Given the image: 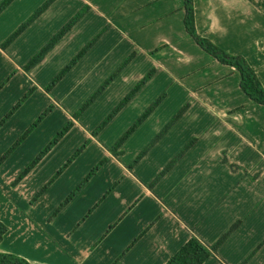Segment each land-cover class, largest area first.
<instances>
[{"label": "crops", "instance_id": "crops-1", "mask_svg": "<svg viewBox=\"0 0 264 264\" xmlns=\"http://www.w3.org/2000/svg\"><path fill=\"white\" fill-rule=\"evenodd\" d=\"M36 6L16 0L0 16L8 19L3 26L8 37L17 25L8 24L10 17ZM86 7L88 13L75 28L108 30L94 52L114 50L121 62L137 55L119 83L103 96L121 86L117 96L126 97L151 67L158 68L159 79L168 78V108H157L115 153L116 143L151 105L150 101L140 108L138 103L151 93L147 85L94 135L93 128L102 122L91 128L83 124L39 83L45 68L71 54L75 28L42 63L30 72L24 70L44 46L40 34L44 18L66 8L76 15ZM195 8L199 34L230 54L245 57L264 85V0H195ZM45 13L9 48L2 49L7 36L0 37L2 79H10L0 92V122L35 89L73 123L56 145L71 146L63 149L65 156L47 163L53 148L16 184L54 136L43 138L41 125L35 130L37 137L32 133L0 167V222L8 227L0 251L31 264H166L190 239L212 247L238 225L206 264H264V107L244 94L234 68L220 64L189 36L183 0H57ZM108 55L96 60L87 56L80 62L87 81L94 75L92 65L101 66ZM16 82L18 96L1 98ZM187 103V114L135 163ZM19 112L0 128V160L31 127L28 121L13 122ZM83 139L91 143L93 157L81 163L74 153Z\"/></svg>", "mask_w": 264, "mask_h": 264}, {"label": "rangeland", "instance_id": "rangeland-1", "mask_svg": "<svg viewBox=\"0 0 264 264\" xmlns=\"http://www.w3.org/2000/svg\"><path fill=\"white\" fill-rule=\"evenodd\" d=\"M45 1H47V0H32V1L27 0V2H29L31 4V6H32V4H37L36 8L34 10H31L30 12H28V11L27 12L26 11L25 12H19V15H17L16 18L15 17H10L11 21H9L8 24L11 25V26L17 24L13 28L14 30H17L21 26V23H22L20 20H23L24 18H27V17L33 15L34 14L33 12L38 7L40 8L44 4ZM28 9H26V10H28ZM47 12L45 14H47ZM75 13L76 12H70V10L68 8H66L64 10H60L59 9L56 12H53L51 15L49 14L48 17L44 18V20L41 22V25L43 24V26H41V27H43V32H42V30L40 32L41 35L44 34L43 35L44 39H45V42L43 44L44 46L47 43V41L54 34H56L64 25H66L75 16ZM53 14H54V16H52ZM7 20L8 19H6V18H2L0 20V37L6 35L7 36L6 38H8L9 31L8 30H4V28H3V26L5 25V21H7ZM15 20H17L19 22L16 23ZM91 31L92 30L86 31L84 26H79L77 29L76 28L74 29V31H73V35L74 36H72L73 37L72 46H71V48L69 47L70 49L68 50V52L71 51V54H66L65 55V58H66L65 61L57 62L56 66L53 64V65H51L50 69H49V67L45 68L43 73H45V72H47V73H45V75L43 77H42V75H39V83L41 84V87L43 89H46V87L55 79V77L59 74V72L64 67H66L75 58L74 56L77 53H79L81 50L86 48V46H88V44L93 42L94 39L97 38V36L99 35L100 39L93 45V47L91 49H89L87 51L86 55L84 56V58L80 62L84 61V59H86L87 56L93 51V48H95V46L98 44V42L103 37L106 36V33H107L108 30L107 29H104V30H101V31L99 30L96 33H92ZM100 34H102V35H100ZM74 37H75V39H74ZM42 48H40V49H42ZM106 52L109 53V55L107 56L108 58H107V61H105V63H103L99 67H97L96 65H92V68L94 70V75L92 77V80L87 81L86 78H84L85 65L84 64H80V62H79L75 67H77L79 64L80 65L76 69L74 67L73 70L71 72H69L66 75V77L59 84H57V86L54 87L52 89V91L49 93V95H51L53 97V100L55 102L60 104L62 107H66L69 112H71V113L73 112L72 116L73 117L76 116L78 118V120L82 121V123L87 125V126H90L91 124H93L96 127L97 124H99L101 122L103 123L113 113L114 109L125 98V97H122L123 98L122 99V98H119L117 96L116 89H120L121 86L117 87L115 90H112L113 92L109 93V95H106V97L103 96V94H105L110 87H112L114 85H117L119 83V79L122 77L124 71L129 68V66L135 60V58L137 56L135 53L131 54L130 56L134 55V58L132 59V61L128 65L125 66L124 70L121 71V73L119 75H117V78L114 81L111 82L110 86L101 95H99V96L96 95L95 96V94L97 93L99 88L111 76H113V74L130 57V56H128L125 60H123L121 62L118 59V56L116 55V51H114V50H109V51L97 50V51H95L93 53V56H88V58L92 59V60H96L98 58H101L100 55H102V54H104ZM2 68L3 67L0 64V92H1L2 86H6V85L8 86L9 83H10V79H8L7 77L4 80L2 79V78H4L2 76V74H1L2 73ZM153 70L155 71V73H154L153 77L146 84L147 85V88H146L147 92H151L153 94L152 95H151V93L149 95L145 94L144 96H142L141 99L138 100V103L141 106L140 108H144L143 106H145L146 104H148V102L151 101V105L145 111H142L143 114L152 106V104H154L158 100H160L159 107L162 106V105H165L168 108V78L163 77L162 80H161L158 77H156V75L158 74V68L157 67H155V68L151 67L149 69V71L146 73V75L151 73ZM155 77H156L157 81L154 84H151L152 83L151 81ZM98 80H99V82H98ZM137 84L134 87H132L131 91L137 86ZM123 85H125V87H126L125 83ZM146 85L142 88V90L145 89ZM16 89H17V82L11 88V90L7 89L5 91V93L1 96V98L4 99L7 96H13V97L18 96L19 93L16 92L17 91ZM29 92L30 91H28L26 94H24V96L20 99V101L13 107V109H14L20 102H23L22 105L19 106L20 108H17L16 113L19 112V111L20 112H19L18 115H15L16 117H15L13 122L28 121V122H30L31 127L34 126L35 124H38L39 126L44 125L43 126L44 127L43 128L44 129V137L43 138H45V137L51 135L52 133H54V136H52V139L48 143V145H49L50 142H52L55 138H57L59 133L65 127L68 126V124L70 123V120H66L65 119V115L62 112H60V110H57L54 107L53 104H49L48 100H47V98L45 96H43L41 94H37L36 90L33 93H31L27 99H25V96L27 94H29ZM140 92L141 91H139L138 93H140ZM91 99H92V101H90ZM89 101H90V106L88 108H86L85 104L88 103ZM129 104H127V105H129ZM187 105H190V103L185 104L183 106V108L185 106H187ZM126 106L124 108H126ZM83 107L85 108L84 110H82ZM110 108H112V109H110ZM183 108H181L179 110V112ZM54 109H55V111H54ZM49 110L54 111L53 114ZM179 112L175 113V115H174L172 120H174L175 117H177ZM187 112H188V109L181 116V118L179 120H181L187 114ZM45 113H46V115H44ZM143 114H141V115H139L137 117V120L135 121V123L143 116ZM152 115H150V117ZM116 117H117V115H116ZM116 117L112 121H114L116 119ZM40 118H42V120L39 122L38 120ZM179 120L176 123H178ZM108 125L105 128H107ZM38 127H35L32 133H34L35 130ZM91 127H92V125L90 126V128ZM57 130H59V131H57ZM93 130H94V133H95L97 129L93 128ZM93 130H92V132H93ZM163 132H164V130L162 131L161 134H163ZM32 133H30L27 136V138L30 137L32 135ZM40 133L41 132H39V134ZM164 136H165V133H164V135L162 137H164ZM34 137H37V132H35ZM62 139H61V141H62ZM78 140H81V137L79 135H78ZM83 140L84 141H82V143L80 145H78L77 150L74 153L75 155H77V157H76L77 160L76 161H79L81 159L80 160L81 163H84L86 161L87 157H91V158L93 157V153L89 154V150L92 148V147H90L91 143L87 139H83ZM77 144H79V142H77ZM70 146L71 145L68 142L63 143L62 145L58 146V148L56 146H54L53 150L55 152L50 154L51 158L48 160L47 163L55 162L58 156H62V157L65 156V153H67V151H63V149L65 150L67 148H70ZM85 148H88V149L86 150ZM151 148L149 146L147 148V150L148 149L150 150ZM82 149H83V151L80 153V150H82ZM84 150H86L87 152L84 151ZM85 152H86L87 155L83 156ZM91 152H93V149H91ZM4 163L5 162H2L0 164V167Z\"/></svg>", "mask_w": 264, "mask_h": 264}, {"label": "trees", "instance_id": "trees-1", "mask_svg": "<svg viewBox=\"0 0 264 264\" xmlns=\"http://www.w3.org/2000/svg\"><path fill=\"white\" fill-rule=\"evenodd\" d=\"M16 0H4L0 4V15H2ZM57 0H47L44 4L38 8L33 15H31L27 20H25L21 26L15 30L4 43L1 45L2 49L9 48L22 34H24L48 9L56 2ZM88 7L79 11L66 25H64L46 44L45 46L39 50V52L24 66V70L26 72H30L33 68L37 65L42 63L47 55L74 29V27L85 17L88 13ZM183 10H184V25L186 28L187 33L191 36L194 41L198 44V46L209 56L213 59L218 61L220 64L224 66H228L234 68L241 77V89L244 94L252 100L257 105L264 107V85L260 81L255 69L250 65L248 60L241 56V55H233L224 50L223 48L219 47L218 45L214 44L209 39L201 36L198 32L197 25H196V8H195V0H183ZM102 35V34H100ZM98 35L97 38L94 39L93 42L88 44L86 48L81 50L75 58L66 66L64 67L59 74L55 77V79L46 87V92L50 93L54 87L57 86L65 77L66 75L73 70V68L84 58L87 51L93 47V45L100 39ZM134 55L130 56L124 64L111 76L97 91L96 95H101L117 78V75L124 70L125 66L128 65ZM155 71L153 70L151 73L146 75L138 84L137 86L122 100V102L114 109L113 113L97 128L94 135L100 133L115 117L119 114V112L129 104L134 97L138 94L139 91L148 83V81L153 77ZM35 89H32L29 94L25 96V99L29 97L31 93H33ZM94 96V97H95ZM93 97V98H94ZM92 101V99L90 100ZM90 101L85 104V107L88 108L90 106ZM23 102H20L1 122L0 128H2L16 113L17 108L22 105ZM160 105V100L152 104V106L143 114V116L124 134V136L117 142L115 147L113 148L114 153L124 145V143L133 135L134 132L152 115ZM190 105L185 106L175 117L174 120L166 127L163 134L159 135L150 145V148L153 147L159 139L162 138L164 133L166 134L181 118V116L189 109ZM52 108V107H51ZM85 108L83 107L82 110ZM52 112V110H49ZM46 115V113L44 114ZM76 119H78L75 116ZM42 118L38 121L40 122ZM38 124L30 127L29 130L9 149V151L1 158L0 164L5 162L11 154H13L19 146L27 139V136L33 132L35 127H38ZM73 123H69L67 127H65L45 149L44 151L33 161V163L25 169V171L19 176L16 184L22 181L32 170L33 168L56 146L62 138L71 130ZM196 139L191 141L185 149L173 160L169 166L165 169V171L160 175L158 180H160L163 176H165L177 162L189 151L193 145L196 143ZM149 150V149H148ZM144 151L139 158L135 161L137 163L146 153ZM83 151L80 150V153ZM134 163V164H135ZM99 169L96 168L93 173H91L86 181H88L93 174ZM61 172L58 173L60 175ZM49 186V185H48ZM46 186L42 189L37 195L36 199L41 196L45 190L48 188ZM81 188V187H80ZM80 188L78 190H80ZM75 193H73L74 195ZM72 195V196H73ZM71 197L67 199V202L71 200ZM238 228V225H234L220 240L217 244L212 247H208L203 244L199 239L192 238L190 239L166 264H206L210 258L213 256L215 252L219 250V248L228 240V238L235 232ZM8 232V227L3 223L0 222V245L4 241V237ZM247 261L244 263L246 264ZM0 264H31L25 258H22L18 255L12 253H5L0 251Z\"/></svg>", "mask_w": 264, "mask_h": 264}]
</instances>
